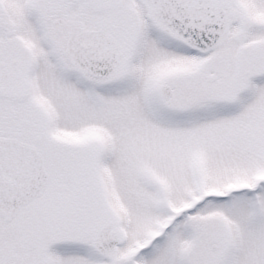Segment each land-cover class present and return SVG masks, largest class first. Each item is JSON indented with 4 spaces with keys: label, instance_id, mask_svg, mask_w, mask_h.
<instances>
[{
    "label": "snow or ice",
    "instance_id": "1",
    "mask_svg": "<svg viewBox=\"0 0 264 264\" xmlns=\"http://www.w3.org/2000/svg\"><path fill=\"white\" fill-rule=\"evenodd\" d=\"M0 264H264V0H0Z\"/></svg>",
    "mask_w": 264,
    "mask_h": 264
}]
</instances>
